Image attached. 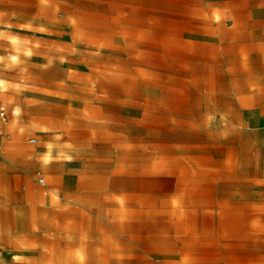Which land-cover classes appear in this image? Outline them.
Instances as JSON below:
<instances>
[{"label": "rangeland", "instance_id": "obj_1", "mask_svg": "<svg viewBox=\"0 0 264 264\" xmlns=\"http://www.w3.org/2000/svg\"><path fill=\"white\" fill-rule=\"evenodd\" d=\"M0 105V264H264V0H0Z\"/></svg>", "mask_w": 264, "mask_h": 264}, {"label": "bare ground", "instance_id": "obj_2", "mask_svg": "<svg viewBox=\"0 0 264 264\" xmlns=\"http://www.w3.org/2000/svg\"><path fill=\"white\" fill-rule=\"evenodd\" d=\"M11 41H12V42H17V39H16L15 37H11ZM44 159L47 160V157H45ZM74 250H75V249H74ZM82 250H83V249H82ZM83 252H84V251H83ZM53 255H54V253H53ZM44 256H45V255H44ZM44 256H43V257H44ZM41 257H42V256H41ZM82 257H83V255H82ZM76 259H77V258H76ZM83 259H84V258H83ZM41 260H42V259H41ZM77 260H78V259H77ZM77 260H76V262H77ZM84 262H86V261H84ZM44 264H45V263H44ZM80 264H81V263H80ZM83 264H85V263H83Z\"/></svg>", "mask_w": 264, "mask_h": 264}, {"label": "built area", "instance_id": "obj_3", "mask_svg": "<svg viewBox=\"0 0 264 264\" xmlns=\"http://www.w3.org/2000/svg\"><path fill=\"white\" fill-rule=\"evenodd\" d=\"M3 113H4V107L1 105V106H0V115L3 116ZM40 181L42 182L43 179L40 178Z\"/></svg>", "mask_w": 264, "mask_h": 264}, {"label": "crops", "instance_id": "obj_4", "mask_svg": "<svg viewBox=\"0 0 264 264\" xmlns=\"http://www.w3.org/2000/svg\"><path fill=\"white\" fill-rule=\"evenodd\" d=\"M1 106V105H0Z\"/></svg>", "mask_w": 264, "mask_h": 264}]
</instances>
